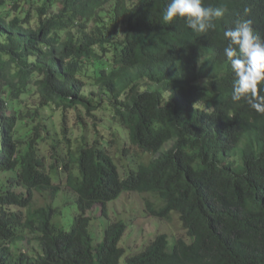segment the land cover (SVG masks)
<instances>
[{
  "label": "trees",
  "instance_id": "trees-1",
  "mask_svg": "<svg viewBox=\"0 0 264 264\" xmlns=\"http://www.w3.org/2000/svg\"><path fill=\"white\" fill-rule=\"evenodd\" d=\"M168 3L0 0V264H120L126 223H108L94 244L86 213L99 205L107 218L123 192L151 193L159 204L145 201L148 215L175 213L189 238L169 245L158 234L125 264H264V114L231 100L223 55V31L236 19L264 38V0H203L225 11L203 34L181 18L166 24ZM51 106L59 124L42 116ZM78 108L100 109L109 125L91 140L81 130L72 152ZM112 127L153 155L124 177L99 144ZM59 181L74 193L69 230L53 222ZM35 192L47 202L33 207ZM29 233L40 252L13 251Z\"/></svg>",
  "mask_w": 264,
  "mask_h": 264
},
{
  "label": "rangeland",
  "instance_id": "rangeland-1",
  "mask_svg": "<svg viewBox=\"0 0 264 264\" xmlns=\"http://www.w3.org/2000/svg\"><path fill=\"white\" fill-rule=\"evenodd\" d=\"M26 8L29 10L31 17H34L35 5L27 4ZM32 26H35L34 22H32ZM91 91L94 92L91 96L95 98L97 96V88L95 86L87 85L85 88L87 95H89ZM25 108H28V106H25ZM93 111L95 116L87 114L82 109L78 108L75 113L70 115L69 122L71 121V125L75 130V134L71 136L73 140L72 148H74L72 152H76V148L79 144L77 137L81 133V130H84L86 136L91 140L93 136H96V126L100 129L101 125L104 127L109 125L106 117L107 115L103 116L100 109H94ZM41 113L43 117L55 118V121L59 124V112L54 106L42 109ZM112 129L116 132L115 136L110 132L107 133L104 131L105 129L102 130L107 139H100L99 144L111 155L112 159L119 167V174L121 177H124L128 172V169H136L138 163H147L153 157L152 154H146L138 150L136 147H131L128 143L125 130L116 129L115 127H112ZM61 146L65 151L63 144ZM168 146L169 145H167V147ZM42 152L47 156V164H51L53 158L50 157L51 152L49 143H46L42 147ZM62 179L65 180L64 177H62ZM61 191V194L58 195L53 202V206L60 208V213L54 217L53 222L57 227L69 230L73 221V216L77 211L73 199L74 193L65 185L62 186ZM146 200L155 201V198L151 196L150 193H146L145 195L134 192H123L117 200L111 201L107 205L108 218L101 217L98 205L88 213V216L92 220L91 229L89 227V231L95 243L102 240L103 230L108 221L120 219L127 224L125 233L119 242V245L124 248V254L120 260V264L125 263L126 255L130 254V252L133 253L138 251L158 233H165L169 244H172L177 238L189 241V238L175 213L171 214L166 220L151 217L144 209V203ZM46 202V194L42 195L38 192L35 193L33 207L41 206ZM15 249H18V251H26L31 255L40 252L38 242L34 239V235L30 233L27 234L25 240L17 243Z\"/></svg>",
  "mask_w": 264,
  "mask_h": 264
},
{
  "label": "clouds",
  "instance_id": "clouds-1",
  "mask_svg": "<svg viewBox=\"0 0 264 264\" xmlns=\"http://www.w3.org/2000/svg\"><path fill=\"white\" fill-rule=\"evenodd\" d=\"M248 11L249 9L247 8L244 9L245 14H247ZM224 15H225V11L223 8L212 7V6L205 7L203 4V0H169V3L167 4L163 12L162 20L166 24H171L174 19L181 18L185 21L186 26L190 28L194 33L203 34V33H207L210 29L214 30L216 27V21L222 19ZM223 37L227 41L226 46L223 48V55L226 58V60L230 63V68L234 76V81L232 84L231 100L235 103L243 99L256 112L260 114H264V95L261 94V91L264 90V38H262L254 31L251 20L243 19V18L234 20L231 27L225 28V30L223 31ZM117 168L119 171L118 166ZM56 182L58 181H55V183ZM60 184H61V190L63 184L65 186L67 185L66 182H60ZM61 192L62 191H60L58 195H60ZM134 193H138V192H134ZM139 194L146 195V193H139ZM152 202L154 204L156 203L157 205L159 204V202L156 201H152ZM96 206H94L93 208H95ZM144 209H145V203H144ZM91 210H89L86 213L87 216ZM99 214L101 215L100 206H99ZM101 217H105V216H101ZM89 219H90L89 227L91 229L92 220L90 217ZM110 222L112 221H108V223ZM126 228H127V224H126ZM104 230H103V236H104ZM158 234H165V233H158ZM153 239H151L150 241H152ZM174 241L172 242V244L174 243ZM149 242H147L146 244H148ZM17 243L14 246H12V250L13 251L15 250V252L18 251V249H15ZM97 243H95L94 241V244ZM21 252H26V251H21ZM136 252L137 251L133 253L130 252V254H134ZM35 255L37 254L31 256H35ZM128 255L125 256V260Z\"/></svg>",
  "mask_w": 264,
  "mask_h": 264
}]
</instances>
